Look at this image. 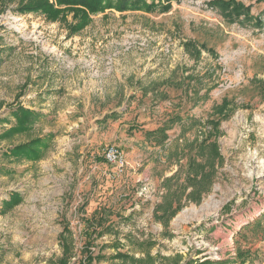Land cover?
Returning <instances> with one entry per match:
<instances>
[{
  "label": "rangeland",
  "instance_id": "rangeland-1",
  "mask_svg": "<svg viewBox=\"0 0 264 264\" xmlns=\"http://www.w3.org/2000/svg\"><path fill=\"white\" fill-rule=\"evenodd\" d=\"M21 1L0 0V118L9 119L0 132L14 123L15 105L43 116L30 132L0 139V151L53 138L38 161L0 157L12 169L0 174V207L11 191L22 196L0 212V264H55L64 226L74 241L70 264L80 260L83 220L104 208L114 229L94 239V255L102 246L114 253L105 245L117 239L121 251L144 257L130 235L146 242L153 264H240L237 243L245 250L248 242L244 264H264V0H239L251 5L249 21H226L209 0H179L164 12L105 10L75 33L72 13L51 21L19 13ZM187 41L212 52L200 48L196 58ZM223 99L235 103L225 116L213 109ZM113 111L116 118L102 120ZM173 116L181 120L162 144L145 136ZM208 135L221 159L208 191L193 200L179 186L183 172L167 179ZM109 145L123 152V171L105 161ZM166 201L179 209L164 221L155 208Z\"/></svg>",
  "mask_w": 264,
  "mask_h": 264
},
{
  "label": "trees",
  "instance_id": "trees-1",
  "mask_svg": "<svg viewBox=\"0 0 264 264\" xmlns=\"http://www.w3.org/2000/svg\"><path fill=\"white\" fill-rule=\"evenodd\" d=\"M172 1L179 0H22L19 2L17 11L19 13H38L45 16L51 21L63 20L66 21L67 15L72 13V22L68 24L70 32L75 33L83 29L90 21L91 15L104 12L105 10L123 11H145L152 12L156 9L159 11H168L171 8ZM208 7L216 9L222 15V17L229 22L235 21H249L252 19L250 15L251 5H245L239 0H209L207 2ZM257 22V20L255 21ZM258 24H261L260 22ZM186 51L196 58L200 53V48L208 52H212L210 48H207L205 44L199 45L196 48L194 41H187L185 43ZM167 81H165L166 83ZM258 84L260 89L264 90V81L259 80ZM235 109V103L229 99H223L222 102L214 106V113L220 115H226L227 108ZM231 109V110H232ZM12 116L14 123L8 128L2 129L0 132V139H7L16 134H22L30 132L37 121L43 116L40 111L32 110L21 104L10 107L8 110ZM117 113L115 111L105 114L102 120L106 118H116ZM179 116L169 117L162 125L152 130H146L145 136L147 138H153L156 144H162L167 138V130L172 127L175 122H180ZM194 121V119H191ZM217 121H211L212 128L217 129ZM0 123H9V119L6 117L0 118ZM211 135L204 137L199 142L191 144L188 149V157L186 167L184 169L177 170L167 180L170 181L175 176H178L180 172L184 173V180L179 186L180 188L189 189L186 193L187 198L197 200L201 193L207 192L211 180L214 174V160L215 158L221 159V155L217 149L216 143L207 144ZM53 138L52 133H47L42 136L31 138L25 142L18 143L16 145L8 146L0 151V157L8 160L16 161H38L42 159L51 145ZM10 174L12 169L6 167L4 164H0V174ZM22 199L21 193L18 191H11L6 199L1 201L0 212H5L12 209L14 206L20 203ZM179 209V204L174 208L172 201H166L163 204L157 205L155 208L156 218L160 220H169ZM162 210L161 214L158 211ZM107 209H95L91 216L85 218L83 225V235L85 237L82 248L86 249L84 257L80 260L73 262L72 264H92L93 262H99L101 260H116V264H153V257L147 252V249L142 247L146 242L139 241L135 237L125 235V239L128 240L129 245L132 248L137 249L141 253H145L144 257H135L130 251H121L123 245L116 239L110 243L111 245H105L106 247L113 248L114 253L104 255L101 253V248L94 255L89 249L93 246L94 239L110 233L114 229L113 222L109 219V212ZM59 244L62 250L61 257L58 258L55 264H70L71 259L74 257V241L72 238V231L64 226L62 232L58 237ZM150 246V245H149ZM148 246V247H149ZM246 252H239L237 255L241 257L240 264H244ZM195 264H210V262H197Z\"/></svg>",
  "mask_w": 264,
  "mask_h": 264
},
{
  "label": "built area",
  "instance_id": "built-area-1",
  "mask_svg": "<svg viewBox=\"0 0 264 264\" xmlns=\"http://www.w3.org/2000/svg\"><path fill=\"white\" fill-rule=\"evenodd\" d=\"M103 157L107 163L113 165L118 171H123L126 167V160L123 152L114 145L106 147Z\"/></svg>",
  "mask_w": 264,
  "mask_h": 264
},
{
  "label": "crops",
  "instance_id": "crops-1",
  "mask_svg": "<svg viewBox=\"0 0 264 264\" xmlns=\"http://www.w3.org/2000/svg\"><path fill=\"white\" fill-rule=\"evenodd\" d=\"M247 228H248V229H249V228H252V224L249 225V226H247ZM238 235L240 236V233H239ZM236 237H237V236H236ZM246 241H249V239H246ZM236 242H238V241H236ZM245 243H247V242H245ZM252 244H253V243L248 242V243H247V246H245V250H242V249H240V247H241L240 244L237 243V245H238V250H239V251H244V252H246V251H248V250H251V248H252V247H251ZM245 262H246V261H245ZM245 262H244V263H245Z\"/></svg>",
  "mask_w": 264,
  "mask_h": 264
}]
</instances>
